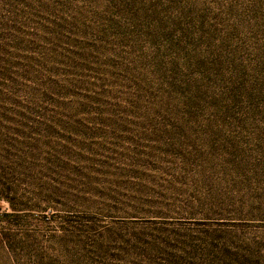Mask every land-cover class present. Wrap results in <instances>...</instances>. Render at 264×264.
Segmentation results:
<instances>
[{
    "label": "rangeland",
    "instance_id": "374dc122",
    "mask_svg": "<svg viewBox=\"0 0 264 264\" xmlns=\"http://www.w3.org/2000/svg\"><path fill=\"white\" fill-rule=\"evenodd\" d=\"M0 264H264V0H0Z\"/></svg>",
    "mask_w": 264,
    "mask_h": 264
}]
</instances>
